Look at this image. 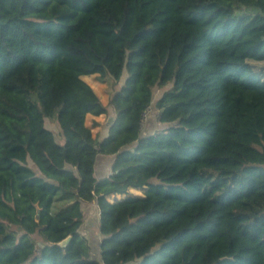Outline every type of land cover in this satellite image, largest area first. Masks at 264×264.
<instances>
[{"label": "trees", "instance_id": "16d2710c", "mask_svg": "<svg viewBox=\"0 0 264 264\" xmlns=\"http://www.w3.org/2000/svg\"><path fill=\"white\" fill-rule=\"evenodd\" d=\"M85 57L115 83L128 74L101 139L86 119L109 109L75 65ZM252 61L264 0H0V264H264ZM152 106L165 127L143 135ZM99 156L114 157L110 180ZM84 202L100 212L96 258Z\"/></svg>", "mask_w": 264, "mask_h": 264}, {"label": "rangeland", "instance_id": "374dc122", "mask_svg": "<svg viewBox=\"0 0 264 264\" xmlns=\"http://www.w3.org/2000/svg\"><path fill=\"white\" fill-rule=\"evenodd\" d=\"M237 13L238 14L248 13L254 15L256 13H260V10L257 7H247V8L241 7L237 11ZM252 62L255 63L257 67L264 65V61H252ZM75 65L76 67L82 69L83 79L91 85V87L94 89V91L100 98L101 102L109 109V113L107 115H100V116L88 115L86 119V124L91 128L93 135L101 139L107 133L109 125L112 123V120L115 117V114L113 112L114 110L109 105L110 96L117 88H119V86L121 87L125 83V80L128 75L127 71H124L121 81L119 83H115L112 77L105 75L104 70L95 63H93L92 61H90L88 57L77 58ZM163 93H164V89L156 88L153 98L154 103L156 102L157 99H159L162 96ZM46 126L54 132L58 142L63 144L64 140L60 136L59 133L60 128L58 124L55 123V121L47 119ZM164 127L165 125L159 122L157 111L152 106V109L148 111V113L145 115L143 119V124H142L143 135L154 134L157 131L162 130ZM129 193L131 195L137 196V195H141L143 191L140 189H131ZM110 199L113 198L111 197ZM91 207L92 209H89L86 206L83 207V211L85 212L87 218L85 219L81 232L88 239L89 241L88 243L91 248L92 257H94L99 251V243H100V241L98 242V239L100 238L98 234L99 218L97 214L94 212V207L93 206ZM96 257L97 256H95L94 258Z\"/></svg>", "mask_w": 264, "mask_h": 264}, {"label": "crops", "instance_id": "0c3cea01", "mask_svg": "<svg viewBox=\"0 0 264 264\" xmlns=\"http://www.w3.org/2000/svg\"><path fill=\"white\" fill-rule=\"evenodd\" d=\"M111 123V122H110ZM109 123V124H110ZM108 134V130L107 133L103 136L105 137ZM145 135V134H144ZM114 161V157L113 156H99L96 162V167H95V176L96 178L99 179H108L110 180V175L112 174V164ZM113 199H120L125 197V195H112L111 196ZM110 200V198H109ZM83 207H88L89 209H92L91 206L94 207V212L97 214L98 218L100 216V212H99V208L97 206V204L95 202L93 203H89V202H84L82 204ZM91 211V210H90Z\"/></svg>", "mask_w": 264, "mask_h": 264}, {"label": "water", "instance_id": "95a60500", "mask_svg": "<svg viewBox=\"0 0 264 264\" xmlns=\"http://www.w3.org/2000/svg\"><path fill=\"white\" fill-rule=\"evenodd\" d=\"M112 121H113V120H112ZM69 239H70V238H68V239H66V240H64V241H62V242H60L59 244L62 245V246H64V245L67 244V242L69 241Z\"/></svg>", "mask_w": 264, "mask_h": 264}, {"label": "built area", "instance_id": "2783aa9c", "mask_svg": "<svg viewBox=\"0 0 264 264\" xmlns=\"http://www.w3.org/2000/svg\"><path fill=\"white\" fill-rule=\"evenodd\" d=\"M150 109H152V108H149V109L144 113L143 118L145 117V115L148 113V111H149Z\"/></svg>", "mask_w": 264, "mask_h": 264}]
</instances>
